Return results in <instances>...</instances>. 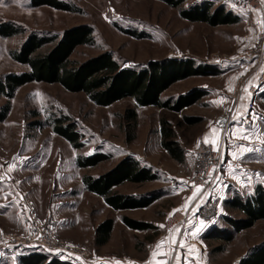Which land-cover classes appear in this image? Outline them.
I'll return each mask as SVG.
<instances>
[{"label": "rangeland", "instance_id": "374dc122", "mask_svg": "<svg viewBox=\"0 0 264 264\" xmlns=\"http://www.w3.org/2000/svg\"><path fill=\"white\" fill-rule=\"evenodd\" d=\"M68 1L78 10L32 5L31 0H0V21L12 20L28 30L54 32L80 23L91 24L95 42L75 48L71 57L79 60L111 50L122 66L141 67L150 59L174 56L192 58L197 64H213L219 67V72L188 75L165 88L162 99L177 97L195 87L205 89L203 96L179 111L154 104L137 106L134 132L133 125L123 118L126 108L135 104L130 96L99 105L84 92L67 90L58 83L30 81L21 85L12 99L9 114L0 121V177L3 178L0 180V264H16L19 253L26 248L10 236L26 228L30 205L43 220L56 224L61 239L86 247L87 256L75 264H116L128 260L143 264L151 260L152 251L169 234L163 232V223L169 217L170 208L191 187L197 168L194 160L197 145L207 138L209 143L215 142L222 156L223 151L227 153L225 138L235 129L236 121L231 117L240 105L243 92L248 94L247 105L253 100L254 106L248 111L255 113L259 132L264 131V120L260 119L264 116V89L255 92L254 97L250 91L263 67L254 57L237 60L232 56L259 43L264 9L252 8L249 0H211L214 7L225 5L240 16L237 22L212 25L182 17L179 7L163 0ZM195 1L200 0H186L183 6ZM130 30L141 35H134ZM24 37L25 34L0 35V74L25 69L24 64L14 61L8 53ZM239 77L244 78L242 88L250 82L245 87L247 91L239 88ZM5 100L0 95V105ZM229 105L232 113L224 131L217 121ZM51 113L68 115L77 124L83 146L74 148L49 125L34 124ZM184 116L196 119L189 122ZM162 117L171 123L176 139L184 147L185 158L181 162L173 159L161 145ZM131 133L133 136H129ZM261 139L263 147L254 152L258 157L251 159V164L253 176L264 184V178L257 175L264 174V135ZM96 151L110 156L94 166L76 165V155ZM125 155H133L143 164L151 165L158 177L126 180L114 189L137 194L160 190L163 194L150 206L113 209L101 196L83 187V174L98 175ZM225 159L226 155L222 161ZM4 172L10 174V180L5 179ZM243 191L249 193L246 187ZM228 210L231 215H240L236 209ZM123 214L150 221L154 227H129L121 219ZM107 217L113 219L109 239L103 245H96V226ZM262 240L264 218L258 219L251 228L239 230L230 240L205 239L204 260L206 264H239L250 243ZM221 245L223 248L219 249ZM68 264L74 263L68 261Z\"/></svg>", "mask_w": 264, "mask_h": 264}, {"label": "trees", "instance_id": "16d2710c", "mask_svg": "<svg viewBox=\"0 0 264 264\" xmlns=\"http://www.w3.org/2000/svg\"><path fill=\"white\" fill-rule=\"evenodd\" d=\"M179 7L182 17L189 20L205 21L209 24H227L237 22L239 14L227 9L225 5H216L211 0H200L183 6L186 0H163ZM32 5L47 4L63 10H78V7L68 0H31ZM134 35L139 32L128 31ZM25 34L23 41L9 50V56L16 62L25 65L21 71H8L0 74V95L6 98L0 105V121L4 120L12 108V99L16 90L30 81L58 83L70 91H82L93 102L108 105L117 99L130 96L135 104L126 108L123 118L132 124L133 132L137 121V106L154 104L160 107L179 111L184 106L196 101L205 94V89L192 88L177 97L161 98L162 91L177 79L192 74H215L219 67L199 63L192 58L166 56L150 59L141 67L122 66L111 50L79 60L71 57L78 45H91L95 42L93 27L88 23H80L63 29L60 32L49 30H28L22 24L12 20L0 21V35L12 36ZM189 122L196 118L184 116ZM34 124L49 125L58 135L64 137L72 147L83 146L82 134L77 124L65 114L48 115L44 120L37 119ZM132 132V133H133ZM161 145L168 154L177 161H183L185 150L176 139L171 123L164 117L160 119ZM129 136H133V134ZM110 155L102 151L88 154H78L76 165L88 167L106 160ZM158 177V172L148 164H143L133 155H125L110 169L98 174L86 173L81 176L84 189L102 197L104 202L113 209L135 208L146 206L161 196L160 190L145 193H128L115 190L114 187L124 181H145ZM226 207L236 209L240 215L225 213L221 222L210 228L209 234L232 239L235 234L251 226L256 220L264 218V184L257 183L254 190L247 194L234 191L231 197L223 201ZM124 224L136 229L154 227L147 220L133 218L123 214ZM113 227L112 217L100 221L95 229L94 243L102 245L109 239ZM223 245L219 246V249ZM66 259L45 247L26 246L19 253L16 264H68ZM239 264H264V240L254 244L241 257Z\"/></svg>", "mask_w": 264, "mask_h": 264}, {"label": "crops", "instance_id": "0c3cea01", "mask_svg": "<svg viewBox=\"0 0 264 264\" xmlns=\"http://www.w3.org/2000/svg\"><path fill=\"white\" fill-rule=\"evenodd\" d=\"M237 81L241 85L244 81V78L239 77ZM249 83L250 82L247 84L249 85ZM247 84L243 87L242 91L248 90V88H245L248 87ZM247 95L248 94L245 92L242 93L240 105L232 113L233 117H231V120L236 121V126L235 129L228 133L227 138H225V140L227 139V142L226 144L224 143V145L226 147L225 149L227 153L223 151V158L226 155V159L224 162H222V168L218 173V177L216 178L214 185L215 191L217 193L220 192L223 195V201L224 199L231 197L234 191L247 194L243 191L245 187L248 189L249 193L252 192L255 185L259 182L257 177L253 176L251 164L252 160H256L258 157L255 156L258 155V153H254L257 151H249V149L255 148L259 150L261 147H263L261 141L262 135L258 130L259 126L256 121L257 117L255 115L249 114L250 112L248 111L249 107L247 105ZM243 123H245L247 126H244ZM216 124L218 123L216 122ZM246 129L248 130L247 134L250 139L242 138V133ZM223 135L224 132L222 136ZM188 189L189 190L183 194V197L181 196L180 200L172 205L169 216L177 214L181 211H191L205 200V193L199 192L196 194L195 198H193L195 191L191 190V188ZM223 201L222 212L223 214L229 213L230 211L228 209H230V207H226ZM151 204L152 203L148 204V206ZM142 207H147V205ZM255 222L253 225L247 228L254 226ZM211 227L212 226L208 225L201 219L193 218L189 220L176 231L166 235V239L164 238V240L161 241L159 248H157L155 251H152L151 260L143 264H194L195 262L196 264H203V262H201L198 257L199 253H201L203 259L205 258L206 249L204 240L211 237H217L209 234ZM254 244L250 243L251 246ZM251 246H249V248ZM116 264L137 263L128 260V262L125 263L118 261Z\"/></svg>", "mask_w": 264, "mask_h": 264}, {"label": "built area", "instance_id": "2783aa9c", "mask_svg": "<svg viewBox=\"0 0 264 264\" xmlns=\"http://www.w3.org/2000/svg\"><path fill=\"white\" fill-rule=\"evenodd\" d=\"M252 8L256 10L264 9V0H249ZM257 45L246 48L242 51H236L233 53L235 59H248L255 58L259 64H261L262 72L259 76V80L252 89H250L252 96L255 92H259L264 89V28L260 33V39ZM240 89L242 85L239 86ZM253 97H251L253 99ZM235 97L232 100L234 102ZM254 106L253 100H250L248 107L252 109ZM231 108V105H229ZM218 117V121H219ZM229 123V119L221 123V127L226 130ZM220 125V123H219ZM218 148V150H215ZM222 152L218 146L213 143H209L206 147L204 143L196 149L194 153V160L196 162V171L192 176L191 190L195 191L196 187L201 189L200 193H205V200L191 211H181L177 214L167 217L163 223V232L172 233L179 227L183 226L189 220L196 218L201 219L210 226L216 225L222 217V201L223 195L220 192L215 191V181L218 177V173L222 168ZM4 177L7 180L11 179L8 172H4ZM27 225L24 231L19 234H13L10 236L16 243L23 244L25 246H40L45 247L63 258L78 261L80 258H85L88 251L84 245L79 242L65 241L58 236L57 226L52 222L43 220L33 209L32 205L27 209ZM200 247V246H199ZM199 260L206 264L201 253H199Z\"/></svg>", "mask_w": 264, "mask_h": 264}, {"label": "snow or ice", "instance_id": "6c2138e0", "mask_svg": "<svg viewBox=\"0 0 264 264\" xmlns=\"http://www.w3.org/2000/svg\"><path fill=\"white\" fill-rule=\"evenodd\" d=\"M262 23H264V22H262ZM249 114L250 115H255V113H251V112ZM260 119L264 120V116L260 117ZM247 133H248L247 129L243 131V133H242V138L243 139H250V137H248ZM261 135H264V131L261 132ZM204 144H205L206 147L208 146L209 142H208L207 138H205ZM214 144H215V142H214ZM197 147L199 148L200 145L198 144ZM215 150H218V148H216ZM257 150L258 149H255V148L249 149V151H257ZM257 175H260L262 178H264V174H257ZM2 179L3 178L0 177V180H2ZM200 191H201V189L199 187H196V190H195V192L193 194V198H195L196 194L199 193ZM193 210L195 211L196 209H193Z\"/></svg>", "mask_w": 264, "mask_h": 264}, {"label": "bare ground", "instance_id": "6f19581e", "mask_svg": "<svg viewBox=\"0 0 264 264\" xmlns=\"http://www.w3.org/2000/svg\"><path fill=\"white\" fill-rule=\"evenodd\" d=\"M231 113H232V107L230 108V107L228 106V107L225 109V111L219 116V117H220V118H219L220 126H221V123H224V122H226V121L229 119Z\"/></svg>", "mask_w": 264, "mask_h": 264}]
</instances>
